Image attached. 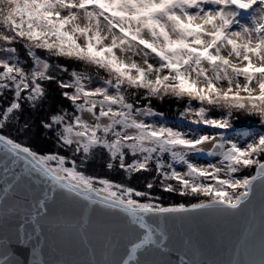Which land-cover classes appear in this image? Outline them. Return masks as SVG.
<instances>
[{
  "label": "snow or ice",
  "instance_id": "1",
  "mask_svg": "<svg viewBox=\"0 0 264 264\" xmlns=\"http://www.w3.org/2000/svg\"><path fill=\"white\" fill-rule=\"evenodd\" d=\"M0 264H264V0H0Z\"/></svg>",
  "mask_w": 264,
  "mask_h": 264
}]
</instances>
